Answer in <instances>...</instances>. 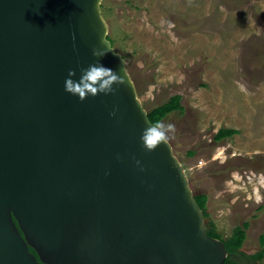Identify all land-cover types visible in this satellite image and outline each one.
Here are the masks:
<instances>
[{
  "label": "water",
  "instance_id": "obj_1",
  "mask_svg": "<svg viewBox=\"0 0 264 264\" xmlns=\"http://www.w3.org/2000/svg\"><path fill=\"white\" fill-rule=\"evenodd\" d=\"M101 2L0 0V264H223L169 140L142 144L152 123ZM97 60L124 82L65 91Z\"/></svg>",
  "mask_w": 264,
  "mask_h": 264
},
{
  "label": "rangeland",
  "instance_id": "obj_2",
  "mask_svg": "<svg viewBox=\"0 0 264 264\" xmlns=\"http://www.w3.org/2000/svg\"><path fill=\"white\" fill-rule=\"evenodd\" d=\"M101 12L143 107L181 96L182 110L162 121L175 126L168 140L192 192L206 195L205 223L228 237L244 222L243 248L257 249L264 234V0H102ZM219 128L238 132L215 141Z\"/></svg>",
  "mask_w": 264,
  "mask_h": 264
},
{
  "label": "clouds",
  "instance_id": "obj_3",
  "mask_svg": "<svg viewBox=\"0 0 264 264\" xmlns=\"http://www.w3.org/2000/svg\"><path fill=\"white\" fill-rule=\"evenodd\" d=\"M92 54L96 57H102L106 54V50L93 48ZM74 75L75 72L70 69L68 77L65 78L64 87L65 91L77 95L80 100L85 99L86 95L95 96L98 92L104 94L114 92L115 89L112 85L124 82L115 71L105 68L99 60L94 64H89L87 68H82L78 80L72 79ZM174 131L175 126L173 124L160 121L145 128L140 139L147 150H153L159 144L166 143L169 135ZM136 163L139 165L140 161L137 160Z\"/></svg>",
  "mask_w": 264,
  "mask_h": 264
},
{
  "label": "trees",
  "instance_id": "obj_4",
  "mask_svg": "<svg viewBox=\"0 0 264 264\" xmlns=\"http://www.w3.org/2000/svg\"><path fill=\"white\" fill-rule=\"evenodd\" d=\"M107 39L111 42L112 46H114V40L109 35H107ZM180 100L181 96L179 94H174L166 102L159 104L147 111V116L150 122L152 124L160 122L167 116L169 112L177 109L182 110ZM236 132L238 131L233 128H219L214 134L213 139L217 141L224 137L231 136ZM194 198L203 212L204 219H206L208 217V212L206 209V195L202 193L194 194ZM245 225L246 224L243 223L242 225L236 226L234 229L237 230L232 232V235L228 239L224 240V246L229 255L225 258L223 264H239L235 259H233V257L231 258V256L234 253H239L238 248L241 246L243 241V227ZM205 230L210 236L219 238L222 236L219 232H217L214 224L211 221L205 223ZM259 243L261 245V250L253 257L262 259L264 257V234L259 236ZM29 250L34 252L32 248H29Z\"/></svg>",
  "mask_w": 264,
  "mask_h": 264
},
{
  "label": "flooded vegetation",
  "instance_id": "obj_5",
  "mask_svg": "<svg viewBox=\"0 0 264 264\" xmlns=\"http://www.w3.org/2000/svg\"><path fill=\"white\" fill-rule=\"evenodd\" d=\"M244 223V222H243ZM242 223V224H243ZM232 235V233L228 236V237H223L221 236V238L219 237H215V238H218L220 240L223 241L224 243V240L228 239L230 236ZM244 236V235H243ZM260 236V235H259ZM259 236L257 237V242H258V248L257 249H253L251 250L250 248L248 250L244 249L243 248V244H244V241H245V237H243V241H242V244L241 246L238 248L239 250V253H234L232 254L231 258L233 257V259L236 260V262H238L239 264H264L262 262V259H257V258H254L253 256L258 254V252L261 250V246H260V243H259ZM214 237V236H212ZM225 245V244H224ZM227 251V250H226ZM228 252H227V256H228ZM226 256V257H227Z\"/></svg>",
  "mask_w": 264,
  "mask_h": 264
}]
</instances>
